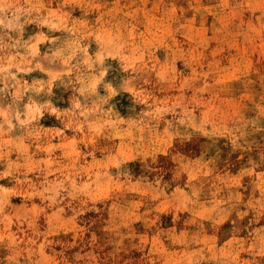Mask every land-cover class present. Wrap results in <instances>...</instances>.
<instances>
[{
  "label": "rangeland",
  "instance_id": "1",
  "mask_svg": "<svg viewBox=\"0 0 264 264\" xmlns=\"http://www.w3.org/2000/svg\"><path fill=\"white\" fill-rule=\"evenodd\" d=\"M0 264H264V0H0Z\"/></svg>",
  "mask_w": 264,
  "mask_h": 264
}]
</instances>
